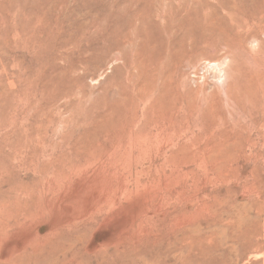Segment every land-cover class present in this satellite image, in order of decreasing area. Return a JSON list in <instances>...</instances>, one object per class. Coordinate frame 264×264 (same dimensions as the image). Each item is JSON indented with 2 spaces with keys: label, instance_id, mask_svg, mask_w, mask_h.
I'll use <instances>...</instances> for the list:
<instances>
[{
  "label": "rangeland",
  "instance_id": "374dc122",
  "mask_svg": "<svg viewBox=\"0 0 264 264\" xmlns=\"http://www.w3.org/2000/svg\"><path fill=\"white\" fill-rule=\"evenodd\" d=\"M90 8L0 0V264H264V0Z\"/></svg>",
  "mask_w": 264,
  "mask_h": 264
},
{
  "label": "bare ground",
  "instance_id": "6f19581e",
  "mask_svg": "<svg viewBox=\"0 0 264 264\" xmlns=\"http://www.w3.org/2000/svg\"><path fill=\"white\" fill-rule=\"evenodd\" d=\"M126 1V0H125ZM127 1H129V3H132V2H138V1H140V0H127ZM143 1V3H145V4H147V5H150L151 4V2H170V1H173V0H142ZM84 2L86 3V5H87V9L88 10H91V8L90 7H92V6H103L104 4H105V2H106V0H84ZM142 3V2H141ZM158 4V3H157ZM178 7V6H177ZM176 9V8H175ZM187 10V9H186ZM170 14V13H169ZM207 14H209V13H207ZM186 15V14H185ZM15 16H17V15H15ZM14 16V17H15ZM105 16V22L100 26V27H98V32L96 33V36L92 39H90V40H92V41H88V43H89V45H88V48H91V49H96V47H98V45L96 44V42L94 41V39H97V40H100L102 43V46L103 47H101V49L99 50V51H97L96 53H98L97 55H94V56H92L91 58H89V59H85V62L86 63H88V62H93L94 64H97L96 65V67H99L100 65L98 64V63H101V62H103V60L105 59L106 60V58H109V57H112V55H111V53H113L115 50H118L119 49V39L122 37V36H124L125 35V33H126V28H125V26H123V25H118V26H115L113 29H110V21H109V19H106L108 16L107 15H104ZM170 18V17H169ZM39 19L37 18V19H35V21L37 22ZM31 21V20H30ZM96 21H98V18H96L93 22H91L90 24H85L84 26H83V29L82 30H80L81 31V33H84V32H86L92 25H95L97 22ZM214 23V22H213ZM25 25V22H24V24L22 23L21 25H18V26H15L14 24H9L7 27H6V29H5V33H6V36H10V35H12L14 32H18V33H27V32H29V30L30 29H28V27H26V25H27V23H26V25ZM29 25V24H28ZM208 26V25H207ZM133 29V28H132ZM135 29V28H134ZM34 32H35V30H34ZM34 32H33V36H34ZM197 32V31H196ZM35 37V36H34ZM127 38H129V37H127ZM130 40V39H129ZM125 41V40H124ZM126 42V41H125ZM130 42V41H129ZM7 46L8 47H10L11 46V48H14V46L12 45V43L9 41V40H7ZM100 48V47H99ZM141 51H144V49L143 50H141ZM146 51H148V50H146ZM145 51V52H146ZM143 53V52H142ZM140 54H141V52H140ZM111 55V56H110ZM142 56V55H141ZM144 56V55H143ZM113 58V57H112ZM115 58V57H114ZM110 59V58H109ZM152 59V58H151ZM155 59V58H154ZM145 61V60H144ZM79 62H83V60L82 59H79ZM107 62V61H106ZM105 62V63H106ZM146 66H148V65H146ZM141 67V66H140ZM95 68V67H94ZM85 69H87V68H85ZM84 69V70H85ZM100 70V69H99ZM101 71V70H100ZM163 76V75H162ZM166 78V77H165ZM163 80H164V78H163ZM145 88V87H144ZM150 89V88H149ZM46 91V93H47V91H49V88H48V90H45ZM149 92V91H148ZM151 92V91H150ZM146 94V93H145ZM144 95V94H143ZM173 96V95H172ZM156 98V97H155ZM164 98V97H163ZM146 101V100H145ZM165 101V100H164ZM159 102V101H158ZM158 102H153L152 104H154V103H156V104H158ZM163 103V102H162ZM165 103V102H164ZM167 103V102H166ZM166 103H165V106H166ZM152 104H150V106L152 105ZM155 104V105H156ZM176 104V103H175ZM163 105V104H162ZM161 105V106H162ZM153 106V105H152ZM42 107V106H41ZM156 107H158V106H156ZM155 107V108H156ZM160 107V106H159ZM163 108L162 109H164L165 107L164 106H162ZM167 107L168 106H166V109L165 110H167ZM170 107V106H169ZM173 108H174V106H172ZM172 108V109H173ZM150 109V108H149ZM151 109H152V107H151ZM154 109V108H153ZM38 110V109H37ZM160 110H161V108H160ZM169 110V109H168ZM40 111H41V109H40ZM153 111H155V110H153ZM157 112L156 113H158V110H156ZM172 111V110H171ZM160 112H163L162 110L160 111ZM165 113H166V111H164ZM40 113H42V112H40ZM148 113V112H147ZM153 113V112H152ZM168 113H166V115H167ZM210 115V114H209ZM146 116V115H145ZM152 116V115H151ZM162 117H164V118H166V116H165V114H164V116L162 115V113H161V117L160 118H162ZM209 117V116H208ZM152 118V117H151ZM164 120V119H163ZM158 122H160V121H158ZM161 123V122H160ZM153 127V126H152ZM145 140V139H144ZM220 145V144H219ZM216 146V145H215ZM229 149V148H228ZM223 155V154H222ZM230 155V154H229ZM198 156V155H197ZM222 157V156H221ZM231 157V156H230ZM226 159V158H225ZM224 160V159H223ZM193 161V160H192ZM195 161V160H194ZM185 162V161H184ZM196 162V161H195ZM222 162V161H221ZM228 162V161H227ZM181 163H183V161L181 162ZM187 163V162H186ZM207 163V162H206ZM188 164V163H187ZM186 164V165H187ZM180 166H181V164H180ZM201 170V169H200ZM173 174H171V176H172ZM173 177V176H172ZM171 177V178H172ZM177 182V181H176ZM176 187V186H175ZM177 193V192H176ZM179 195V194H178ZM179 197V196H178ZM194 198H197V197H195L194 196ZM174 199V198H173ZM178 199V198H177ZM177 201V200H176ZM196 201V200H195ZM193 202V201H192ZM197 204V203H196ZM187 207V206H186ZM211 207V206H210ZM208 209V208H207ZM194 213V212H193ZM181 215V214H180ZM184 215H185V213H184ZM184 215H182V216H184ZM187 215V214H186ZM185 215V216H186ZM193 215V214H192ZM189 216V215H188ZM213 216V215H212ZM180 218H181V216H180ZM180 218H179V220H180ZM188 218V217H187ZM191 218V217H190ZM190 218L188 219V220H190ZM183 219V218H182ZM210 219V218H209ZM165 220H168V219H165ZM177 220V219H176ZM186 220V219H185ZM184 221V220H183ZM213 222L215 221L214 219L212 220ZM33 222V221H32ZM174 222V221H173ZM181 222L182 221H180V222H178V223H180L181 224ZM190 222V221H189ZM166 223V222H165ZM207 224L209 223V222H206ZM184 224V223H183ZM198 224V223H197ZM196 224V225H197ZM186 225V224H185ZM212 225V224H211ZM215 225V224H214ZM198 226V225H197ZM196 226V227H197ZM181 227V226H180ZM196 227H194V228H196ZM214 226H212L211 228H213ZM198 228V227H197ZM189 229H192V227L191 228H189ZM199 229V228H198ZM200 230H201V226H200ZM200 230H198V231H200ZM210 230V229H209ZM183 231H185V230H183ZM211 231V230H210ZM209 231V232H210ZM213 231V230H212ZM179 232H180V230H179ZM196 232V231H195ZM203 232V231H202ZM194 233V232H193ZM198 233V232H197ZM196 233V234H197ZM212 233V232H211ZM211 233L209 234V235H211ZM181 234V232L178 234V235H180ZM183 234V233H182ZM175 235H177V234H175ZM178 235L176 236V237H178ZM186 236L185 237H187V233L185 234ZM193 235H195V233L193 234ZM192 235V236H193ZM208 235V236H209ZM200 236V235H199ZM218 236H219V234H218ZM220 236H221V234H220ZM175 237V238H176ZM182 237V236H181ZM184 237V238H185ZM189 237H190V232H189ZM196 237V236H195ZM197 237H198V235H197ZM183 238V237H182ZM200 238H202V237H200ZM203 238H205V237H203ZM211 238V237H210ZM178 239V238H177ZM179 239H181V238H179ZM203 240V239H202ZM206 240V239H205ZM214 240V239H213ZM213 240H210V241H213ZM1 241V240H0ZM104 241V240H103ZM209 241V240H208ZM187 242V241H186ZM223 243H225L224 242V240L222 241ZM221 242V243H222ZM99 243V242H98ZM174 243V242H173ZM178 243H179V241H178ZM200 243H201V241H200ZM220 243V242H219ZM220 243V244H221ZM100 244V243H99ZM175 244V243H174ZM173 244V245H174ZM182 244V242L180 243V245ZM185 244V243H184ZM192 244H193V242H192ZM211 244V243H210ZM171 244H169V246H170ZM198 245H199V243H198ZM219 245V244H218ZM222 245V244H221ZM15 246H17V245H15ZM167 246V245H166ZM176 246V245H175ZM178 246V245H177ZM207 246V245H206ZM209 246V245H208ZM207 246V247H208ZM220 246V245H219ZM168 247V246H167ZM179 247V246H178ZM178 247H176V248H178ZM187 247V246H186ZM199 247V246H198ZM202 247V246H201ZM200 247V248H201ZM165 248V247H164ZM170 248H172V247H170ZM173 248H174V246H173ZM176 248H175V250H176ZM212 248H214V247H212ZM212 248H211V252H212ZM145 249V248H144ZM143 249V250H144ZM168 249H169V247H168ZM179 249V248H178ZM215 249V248H214ZM167 249H165V251H166ZM175 250L173 249L172 250V253L171 254H173V252L174 253H177V252H175ZM184 250V249H183ZM207 250V249H206ZM147 251V250H146ZM162 251V250H161ZM177 251V250H176ZM179 253H181V250L179 249ZM188 251V250H187ZM190 251V250H189ZM200 251V250H199ZM203 251H205V250H203ZM8 252V251H7ZM137 252V250L136 251H134L133 250V252L132 253H136ZM148 252V251H147ZM184 252V251H183ZM192 252V251H191ZM194 253H195V250L193 251ZM12 253V252H11ZM144 253V252H143ZM165 253V252H164ZM146 254V253H145ZM148 254V253H147ZM152 254V253H151ZM150 254V255H151ZM154 254V253H153ZM208 254V253H207ZM209 254H211L210 252H209ZM156 255V254H155ZM167 255V254H166ZM169 255V254H168ZM179 256V255H178ZM201 256V255H200ZM181 257V256H180ZM184 257H185V255H184ZM194 257V256H193ZM196 257V256H195ZM150 258V257H149ZM169 258V257H168ZM166 260V259H165ZM182 260V259H181ZM184 260H186V259H184ZM34 264V263H33Z\"/></svg>",
  "mask_w": 264,
  "mask_h": 264
}]
</instances>
